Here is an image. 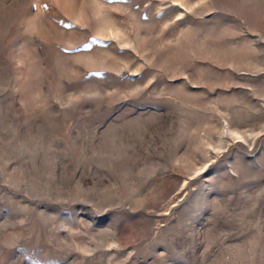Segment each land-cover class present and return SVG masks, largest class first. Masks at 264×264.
<instances>
[{
  "label": "rangeland",
  "instance_id": "obj_1",
  "mask_svg": "<svg viewBox=\"0 0 264 264\" xmlns=\"http://www.w3.org/2000/svg\"><path fill=\"white\" fill-rule=\"evenodd\" d=\"M0 264H264V0H0Z\"/></svg>",
  "mask_w": 264,
  "mask_h": 264
}]
</instances>
